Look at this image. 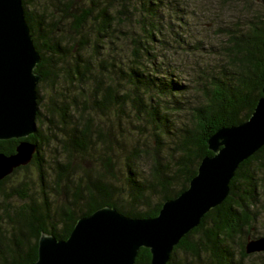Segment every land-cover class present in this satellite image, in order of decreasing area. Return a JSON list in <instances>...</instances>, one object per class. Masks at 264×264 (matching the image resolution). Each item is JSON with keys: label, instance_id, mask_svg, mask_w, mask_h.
I'll list each match as a JSON object with an SVG mask.
<instances>
[{"label": "trees", "instance_id": "1", "mask_svg": "<svg viewBox=\"0 0 264 264\" xmlns=\"http://www.w3.org/2000/svg\"><path fill=\"white\" fill-rule=\"evenodd\" d=\"M249 1L23 0L42 57L26 138L37 152L0 181V264L35 263L43 234L67 240L104 207L154 218L189 187L210 138L249 120L263 96L264 16ZM220 9L242 16L217 23ZM196 14L211 22L195 27ZM20 141L0 140V152ZM263 236L264 146L168 264H264L246 251ZM151 257L141 248L136 264Z\"/></svg>", "mask_w": 264, "mask_h": 264}, {"label": "water", "instance_id": "2", "mask_svg": "<svg viewBox=\"0 0 264 264\" xmlns=\"http://www.w3.org/2000/svg\"><path fill=\"white\" fill-rule=\"evenodd\" d=\"M41 60L23 0H0V140H21L14 154L0 152V181L37 152L26 138L37 132ZM262 93L249 120L210 138L213 156L202 159L189 187L164 202L158 216L131 218L101 208L80 218L67 240L43 234L33 264H136L141 248L150 250L151 264H168L180 241L228 197L240 164L264 146V86ZM246 251L264 252V236L249 240Z\"/></svg>", "mask_w": 264, "mask_h": 264}, {"label": "rangeland", "instance_id": "3", "mask_svg": "<svg viewBox=\"0 0 264 264\" xmlns=\"http://www.w3.org/2000/svg\"><path fill=\"white\" fill-rule=\"evenodd\" d=\"M79 1V0H78ZM215 1V3L217 4L218 2H219V0H214ZM210 2V1H209ZM213 2H211V4H212ZM251 7H250V9H252L254 12L255 11H259V13L261 14V16H264V0H250L249 1V3H248ZM205 6H209L210 7V5H208L207 3H205ZM212 6V5H211ZM211 8L212 7H210V9H208L209 10V13L211 14V15H213L214 14V12L215 11H213V12H211ZM212 10H213V8H212ZM218 13H219V16H220V18L222 17V20H216V19H214L213 21H215V22H217V23H225V22H227V23H230V24H232V23H234L235 21H238V18L239 17H241L242 15H238V14H234L233 16H231V15H228V16H225V13L220 9L219 11H217ZM249 13H251L250 11H249ZM215 14H216V12H215ZM196 16V20H194V26L195 27H201L203 24H205L207 21L208 22H211L210 21V18H212V17H210V15H208V14H206V15H204V16H198V17H201V19L200 18H198L197 17V14L195 15ZM215 16V15H214ZM213 16V17H214ZM215 18V17H214ZM212 26V25H211ZM210 27V26H209ZM213 32H214V30H212ZM213 32H210L209 34L210 35H212L213 34ZM215 34V33H214ZM214 36V35H213ZM218 38H220V36L219 37H216L215 39H218ZM217 41V40H216ZM216 41H213V42H216ZM214 61V60H213ZM84 164V163H83ZM86 166H89V164H86ZM148 170V168H147V166H144L143 167V170ZM145 170V171H146ZM66 198L64 197V196H62V197H60V202L61 201H64Z\"/></svg>", "mask_w": 264, "mask_h": 264}]
</instances>
